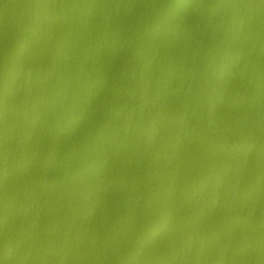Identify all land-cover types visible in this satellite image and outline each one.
I'll return each mask as SVG.
<instances>
[{"label":"water","instance_id":"obj_1","mask_svg":"<svg viewBox=\"0 0 264 264\" xmlns=\"http://www.w3.org/2000/svg\"><path fill=\"white\" fill-rule=\"evenodd\" d=\"M0 264H264V0H0Z\"/></svg>","mask_w":264,"mask_h":264}]
</instances>
